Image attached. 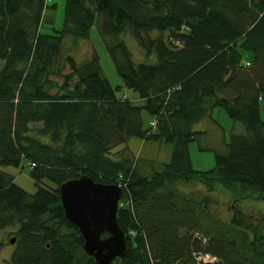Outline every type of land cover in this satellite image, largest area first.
Here are the masks:
<instances>
[{
    "label": "trees",
    "instance_id": "obj_1",
    "mask_svg": "<svg viewBox=\"0 0 264 264\" xmlns=\"http://www.w3.org/2000/svg\"><path fill=\"white\" fill-rule=\"evenodd\" d=\"M48 1L0 0V163L27 167L36 185L28 193L0 170V229L16 225L6 264H99L58 198V184L81 174L124 183L115 218L125 251L108 264H264V214L253 224L232 205L222 217L211 193L219 184L264 199V0H65L60 28L44 32ZM95 12L120 82L141 104L116 93L94 50L77 61L65 49L66 35L87 37ZM214 106L243 130L196 169L187 143L203 130L192 125ZM128 136L172 142L170 159L139 172L125 145L110 155ZM189 178L203 191L177 185Z\"/></svg>",
    "mask_w": 264,
    "mask_h": 264
},
{
    "label": "rangeland",
    "instance_id": "obj_2",
    "mask_svg": "<svg viewBox=\"0 0 264 264\" xmlns=\"http://www.w3.org/2000/svg\"><path fill=\"white\" fill-rule=\"evenodd\" d=\"M65 0H49L48 3H54L52 8H45L42 13L41 24L39 29L44 32H51L52 28H60L63 7ZM99 14L95 12L93 21L88 29V35L86 38L71 39L70 35L65 36L64 46H70V49L77 61L86 59L94 50L98 55V60L101 68V73L108 79L112 86L119 85L116 90L117 94H126L127 98L133 104H141L143 99L138 93L128 87L122 86L120 79L116 73L113 62L102 42L100 35L97 31V22ZM128 45L132 49H136V44L133 42L131 34L123 33L121 35ZM243 58L247 56L246 52L242 53ZM0 59V65H1ZM59 82L60 80L57 79ZM260 117L264 121V91L261 93V97L258 100ZM211 123L208 120H199L193 123L194 129L201 128L202 134L187 143L190 164L191 167L196 169H205L213 165L214 162V149L222 148V139L229 140L230 132L235 128L240 130L243 125L239 121L232 120L225 114L224 110L220 106H214L211 110ZM150 115L145 111H142L143 127L148 125V119ZM34 125H38L35 123ZM241 125V126H240ZM126 146L129 156L134 161L136 168L143 174H150L154 170L159 169L162 162H167L170 159L172 151V142L156 140V139H143L138 136H128L125 141L114 145L111 148V156L118 155L121 147ZM0 170L6 171L12 176V180L31 193L35 190L36 185L34 180L28 174V168L22 165H6L0 163ZM42 185H53V182L47 178L41 179ZM177 185L183 186L187 189H196L202 192L204 189L203 184L196 179H186L178 181ZM216 198V204L214 208L216 212L222 217L229 216L233 211V206L240 209L243 213L250 217V221L253 224H258V220L264 214V199H261L255 195L254 192L250 193V196L238 197L229 189L216 184L211 192ZM126 202V199L119 200L118 205ZM16 225H8L0 229V264H6L10 253L14 249L15 236L13 230ZM261 228L264 229V223L261 224ZM14 237L13 242H9L10 237ZM204 256V255H202Z\"/></svg>",
    "mask_w": 264,
    "mask_h": 264
},
{
    "label": "water",
    "instance_id": "obj_3",
    "mask_svg": "<svg viewBox=\"0 0 264 264\" xmlns=\"http://www.w3.org/2000/svg\"><path fill=\"white\" fill-rule=\"evenodd\" d=\"M65 218L82 237V248L95 262L108 264L125 251L124 232L115 212L121 189L115 183L93 180L86 174L68 178L57 186ZM14 237L9 238L13 242Z\"/></svg>",
    "mask_w": 264,
    "mask_h": 264
},
{
    "label": "built area",
    "instance_id": "obj_4",
    "mask_svg": "<svg viewBox=\"0 0 264 264\" xmlns=\"http://www.w3.org/2000/svg\"><path fill=\"white\" fill-rule=\"evenodd\" d=\"M244 63H245V64H247V63H248V61H246V60H245V61H244ZM150 122H151V123H154V120H151ZM117 185L122 187V186L124 185V183H123V182H120V181H118V182H117Z\"/></svg>",
    "mask_w": 264,
    "mask_h": 264
},
{
    "label": "crops",
    "instance_id": "obj_5",
    "mask_svg": "<svg viewBox=\"0 0 264 264\" xmlns=\"http://www.w3.org/2000/svg\"><path fill=\"white\" fill-rule=\"evenodd\" d=\"M208 120L209 122H211V123H213L212 122V118L211 117H205V118H203L202 120ZM213 124H215V123H213ZM216 125V124H215ZM241 126V125H240ZM241 128V127H240ZM199 129H201V128H199ZM202 130V129H201ZM202 134V133H201Z\"/></svg>",
    "mask_w": 264,
    "mask_h": 264
}]
</instances>
